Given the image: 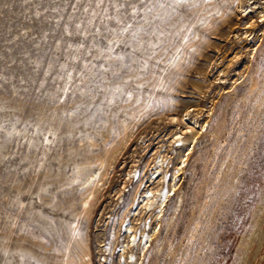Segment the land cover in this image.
<instances>
[{"label":"rangeland","instance_id":"rangeland-1","mask_svg":"<svg viewBox=\"0 0 264 264\" xmlns=\"http://www.w3.org/2000/svg\"><path fill=\"white\" fill-rule=\"evenodd\" d=\"M263 1L0 0V264H264Z\"/></svg>","mask_w":264,"mask_h":264},{"label":"bare ground","instance_id":"bare-ground-1","mask_svg":"<svg viewBox=\"0 0 264 264\" xmlns=\"http://www.w3.org/2000/svg\"><path fill=\"white\" fill-rule=\"evenodd\" d=\"M263 3H264V1H263ZM256 7H258V6H255L254 9ZM262 8H263L262 17H263V20H264V5L262 6ZM254 26H255V23H254L253 20H251L250 23H248V26L246 27L247 29L245 31V34H247V36L251 35L252 29L254 28ZM188 128H190V129L184 131L183 133L191 134V138L194 139V135H193L192 130H191L192 126H188ZM181 138H182V135H178L176 137V139H178V140L181 139ZM187 154H189V152ZM153 165H154V170L148 176V178H150L152 176V179L149 180V182H154V180L155 181L158 180L159 182L165 181L164 180V176H161V173H162V170H163V159H162V156H159L158 160H156ZM171 186H172V190L173 191L176 190L175 183H173ZM167 197H168V191H163V189H157V188L156 189L147 188L143 192V194L140 196V199H139V202H138V206L140 204V207H144V209L147 208L149 210H152L158 202H160L161 205H162L164 203V201L167 199ZM138 206L136 208H138ZM125 233H126L128 239H127L126 245L125 246L122 245V250H121V255L122 256L126 253L127 248L130 246V243H132L131 245H136L138 243V239H137L136 235L133 234L134 233V227L132 226V224H130V223L127 224L126 229H125ZM151 237H152V235L151 236H145V238H147V239H150ZM86 257H88V256H86ZM128 259H129V261H128ZM134 260H135V257L133 256V254H130V255H128L126 257L125 264H134Z\"/></svg>","mask_w":264,"mask_h":264}]
</instances>
